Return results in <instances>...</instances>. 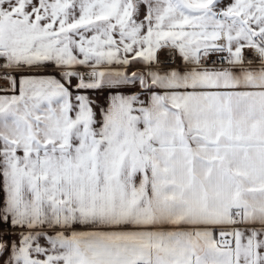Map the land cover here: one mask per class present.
<instances>
[{"label":"snow or ice","instance_id":"6c2138e0","mask_svg":"<svg viewBox=\"0 0 264 264\" xmlns=\"http://www.w3.org/2000/svg\"><path fill=\"white\" fill-rule=\"evenodd\" d=\"M0 264H264V0H0Z\"/></svg>","mask_w":264,"mask_h":264}]
</instances>
